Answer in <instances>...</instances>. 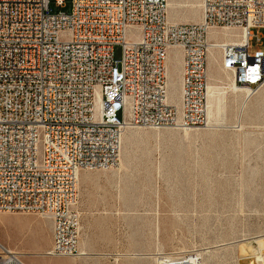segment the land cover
<instances>
[{
    "label": "built area",
    "instance_id": "2783aa9c",
    "mask_svg": "<svg viewBox=\"0 0 264 264\" xmlns=\"http://www.w3.org/2000/svg\"><path fill=\"white\" fill-rule=\"evenodd\" d=\"M51 2L63 8L0 0V212L48 218L47 255L77 256L80 172L114 166L128 127L206 124L210 29L241 30L239 44L217 45L222 65L251 95L264 86L252 31L264 29V0H202L199 23L168 22L166 0H71L68 13ZM170 48L181 52L178 105L168 96ZM0 264L24 263L0 252Z\"/></svg>",
    "mask_w": 264,
    "mask_h": 264
},
{
    "label": "rangeland",
    "instance_id": "374dc122",
    "mask_svg": "<svg viewBox=\"0 0 264 264\" xmlns=\"http://www.w3.org/2000/svg\"><path fill=\"white\" fill-rule=\"evenodd\" d=\"M168 1V22L200 21L201 0ZM50 7L68 13L71 0ZM226 31L238 32L216 28L208 38L225 40ZM252 31L264 50V29ZM169 55L168 92L172 80L178 95L180 56L175 49ZM213 55L209 85L223 97L213 120L188 130L126 129L114 166L81 171L78 248L90 254L44 255L52 224L33 213L0 212V247L23 253L24 264H156L159 257L194 256L199 264H256L264 247V86L250 96L231 92L220 51ZM120 57L116 45L113 58Z\"/></svg>",
    "mask_w": 264,
    "mask_h": 264
},
{
    "label": "bare ground",
    "instance_id": "6f19581e",
    "mask_svg": "<svg viewBox=\"0 0 264 264\" xmlns=\"http://www.w3.org/2000/svg\"><path fill=\"white\" fill-rule=\"evenodd\" d=\"M168 5L169 6H172L173 5L170 0L168 1ZM201 21H202V0H201V19H200L199 22H201ZM199 22H197V23H199ZM222 29H226V30H238V32L234 33V32H230V31H226V32H223V37L225 38V40H213V46H209L208 53H207V59L209 60V63L215 62V57L213 55L214 49H218L220 51V57H221L220 47L217 46V45H219L220 42H227V43L229 42V43H233V44H239L241 42L242 32H241V30L239 28L236 27V28H222ZM207 36H208V33H207ZM171 49H175L176 51H178L179 56H180V66H181V52H180V50L178 48H170L168 50L167 60L170 61L169 52H170ZM175 54L176 53H174V58L176 57V61H177V54L176 55ZM220 62H221L222 69L231 76V82L229 84V88H230L231 92H233L235 94H239L237 92L239 90L240 91L243 90L247 96H250L251 95L250 92H248L246 89L237 87V86H235L233 84V75H232L231 71H228L227 69H225L223 67L221 58H220ZM166 70H168V67H166ZM167 75H168V71H167ZM178 77L180 78V69H179V76ZM207 78H208V73H207ZM169 84L171 85V87L169 89V92H168L169 102L171 104H173V105H177L179 103L180 82H179L178 95H176L175 92H174L175 91V83L172 82V80H169ZM222 99H223V97L220 96L217 93V86L209 85V80H208V84H207V94H206V120L207 121L210 122L211 120H213L214 113L215 112H218L220 110V107L222 105ZM130 128H153V129H158V128H154V127H138V126L137 127L136 126L135 127H128L127 129H130ZM191 128L192 127H190V128H181V129L182 130H188V129H191ZM103 169H107V168H103ZM79 177H78V179H79ZM0 252H3L5 255H8V257H13V258H16V259H19V260H20L21 256L23 255V253H18V252H15V251L11 250V249H8L7 250V249H5L3 247H0ZM79 252H80L79 254H81V255L90 254V253H86V252L80 251V250H79ZM44 255H47V251L44 253ZM127 255H129L130 257H135V256H138V255L141 256L143 254L132 253V254H127ZM197 257L198 256H194L193 258L192 257L191 258H185V259H182V260H179V261L182 262L183 264H199V261H198V258ZM115 260H117L116 257H115ZM253 260H254V262L256 264H264V247L261 248L260 253L254 255ZM156 261H157L156 264L171 263V260L169 258H165V257H159V258H157ZM243 264H245V263H243Z\"/></svg>",
    "mask_w": 264,
    "mask_h": 264
}]
</instances>
